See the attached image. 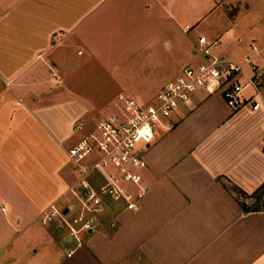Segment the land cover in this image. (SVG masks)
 Instances as JSON below:
<instances>
[{"label":"crops","instance_id":"crops-1","mask_svg":"<svg viewBox=\"0 0 264 264\" xmlns=\"http://www.w3.org/2000/svg\"><path fill=\"white\" fill-rule=\"evenodd\" d=\"M202 2L0 0V264H264V208L242 211L264 184V109L218 92L195 93L155 131L137 210L111 205L79 245L39 222L70 198L66 150L117 95L147 102L201 61L177 37L212 12ZM252 41L264 45V18Z\"/></svg>","mask_w":264,"mask_h":264},{"label":"built area","instance_id":"built-area-1","mask_svg":"<svg viewBox=\"0 0 264 264\" xmlns=\"http://www.w3.org/2000/svg\"><path fill=\"white\" fill-rule=\"evenodd\" d=\"M212 43L198 36L194 53H200L201 61L181 67L158 88L150 102L137 103L129 97L116 96L117 111L97 120L66 150L75 178L67 188L70 198L64 206L50 205L42 211L40 224L59 221L58 227H67L69 235L79 244L77 235L95 229L99 215L109 205H117L121 210H137L145 191L140 178L145 166L143 153L154 140L155 131L171 129L175 122L173 115L181 108H188L195 93L218 92L234 109L244 105L253 111L264 109L252 75L241 84L239 77L244 73L243 66L209 55ZM252 51L245 63L255 62L253 57H261L256 47ZM247 83L252 85L254 92L244 99L241 93ZM81 127L82 124L77 123L73 129ZM260 150L264 154V138ZM70 212L73 217L65 219Z\"/></svg>","mask_w":264,"mask_h":264},{"label":"rangeland","instance_id":"rangeland-1","mask_svg":"<svg viewBox=\"0 0 264 264\" xmlns=\"http://www.w3.org/2000/svg\"><path fill=\"white\" fill-rule=\"evenodd\" d=\"M202 1L203 6L200 8V12L204 10L205 0ZM212 1V12L210 14H206L203 18H200L198 23L193 24L186 34H181V36L178 35V42H191V46L194 51L197 48L196 41L199 34L203 35L208 43L215 41V43H212L208 49L209 55L222 57L226 62L233 65H242L244 73L240 75L239 82L244 84L247 82V76L252 75L251 80L253 84L255 85L257 91L261 92L262 87L264 86V52H262L264 45L258 46L259 44H253V41L247 45V39L249 35L253 34V29L257 27L259 22L262 23V19L264 18V0ZM240 34H243V37H240ZM237 36H239L238 41L236 38ZM253 47L258 49L262 59L259 60L256 58V62H252L250 64L245 63V61L251 57L250 55L253 54ZM187 53H185L184 56L182 55L179 57L184 60L188 56ZM194 56L196 59H200V53L197 52ZM250 68H252V73L249 71ZM253 92L254 89L252 85L247 83V86L243 89L241 96L250 95ZM150 101L151 99L147 102ZM112 111L113 110L110 108L105 113L108 114ZM254 196L256 198L258 197L260 203H263L264 205V196L260 191L256 192ZM110 206L111 205H109L107 209L99 215L100 220L96 222V226L102 224L106 217L109 216L112 211ZM72 217L73 212H70L65 219ZM50 224L53 225L52 228L55 230L58 227L59 221L54 220L48 225ZM60 230L63 232L64 236H69L67 227H62ZM86 233L81 232L77 235L80 242ZM71 237L72 236H70V238ZM76 245L79 244L76 243Z\"/></svg>","mask_w":264,"mask_h":264},{"label":"trees","instance_id":"trees-1","mask_svg":"<svg viewBox=\"0 0 264 264\" xmlns=\"http://www.w3.org/2000/svg\"><path fill=\"white\" fill-rule=\"evenodd\" d=\"M259 191L261 192V194H263V191H264V184L262 185V187L259 189ZM264 208V205H263V203H260V201H259V198L257 197H255L254 198V204L252 205V207H245V206H242V211L243 212H246V211H249V210H251V211H255V210H258V209H260V208Z\"/></svg>","mask_w":264,"mask_h":264},{"label":"water","instance_id":"water-1","mask_svg":"<svg viewBox=\"0 0 264 264\" xmlns=\"http://www.w3.org/2000/svg\"><path fill=\"white\" fill-rule=\"evenodd\" d=\"M64 212H65V211H64ZM89 232H90V230L87 231V233H89Z\"/></svg>","mask_w":264,"mask_h":264}]
</instances>
